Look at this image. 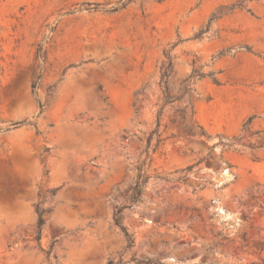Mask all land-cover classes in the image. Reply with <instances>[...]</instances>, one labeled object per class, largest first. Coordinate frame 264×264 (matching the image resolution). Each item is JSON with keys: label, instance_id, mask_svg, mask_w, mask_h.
<instances>
[{"label": "rangeland", "instance_id": "obj_1", "mask_svg": "<svg viewBox=\"0 0 264 264\" xmlns=\"http://www.w3.org/2000/svg\"><path fill=\"white\" fill-rule=\"evenodd\" d=\"M0 129V264H264V0H0Z\"/></svg>", "mask_w": 264, "mask_h": 264}, {"label": "trees", "instance_id": "obj_2", "mask_svg": "<svg viewBox=\"0 0 264 264\" xmlns=\"http://www.w3.org/2000/svg\"><path fill=\"white\" fill-rule=\"evenodd\" d=\"M125 4H126V2H122L120 4V6H124ZM118 7L119 6L114 7L113 9H117ZM95 8H98V5H96ZM215 17H216V14H213L211 16L210 20H209L207 28L204 29V30L199 31L196 34V37L201 36L204 32H206L208 30L211 20L214 19ZM38 57L45 58V51L43 49V46H41V45L38 48ZM170 66H171V61H170L169 66L166 68V70L162 74V81L164 83V93H165L164 94V103L165 104L171 103L175 99H179V98L182 97V95H180L178 97H174V96H172L169 93L168 77L170 75ZM204 76H209L213 80V82H215L217 84L220 83V81L216 77L214 71H210L208 73H205V72H203L201 70H194L193 74L190 76L189 79H191V81H193V80L199 79V78L204 77ZM37 88H38V83L35 82L33 84V92H34L35 95H38ZM38 102H39L40 108L43 109L44 104L40 100H38ZM163 109H164V106L161 107V109L158 111L157 127L154 130H152L150 132L149 136L147 137V142H146L145 149H144L145 159L143 161H141V163L139 164V167H138L139 176H138V179H137V181H136V183H135V185L133 187V191H132V194L130 196V201H129L128 205H125V206L117 208V210L114 213L115 223L118 226H120L121 229L123 230V232L125 234V237L127 239V242H128V247H133L135 245V236L125 226V224L123 222L122 212H123V209L126 208V207H133V205H135L140 200V198L142 197L143 193L146 190L148 180H149V178L151 176L144 170V166L148 164V160H149V162L152 161L151 153L155 152L160 147V145H161V143L163 141V137H162L163 133H162V131L160 129V127H161V115H162ZM250 118H249V120H250ZM24 123H25L24 121L23 122H14V123H12V125L14 127H17V126H20V125H22ZM154 137H155V140H156L155 143H153ZM125 138H128V137L126 136ZM46 151H49L48 147L46 148ZM56 191H57V189H52L49 192L52 195H54V194H56ZM48 211H49V209L45 208L42 205V202H40L39 204L36 205V212L38 214V226H37L36 238H37L38 241H40V239H41L42 230H43V227H44V225L46 223L45 218H44V214L46 212H48ZM55 242H56V240H54L51 243V245H50L48 250H45V252L48 255H50ZM132 261L136 262L137 264H165L164 262H162L160 260L145 259V258H133ZM123 263H124L123 260L120 259L117 262L110 261L108 264H123Z\"/></svg>", "mask_w": 264, "mask_h": 264}]
</instances>
